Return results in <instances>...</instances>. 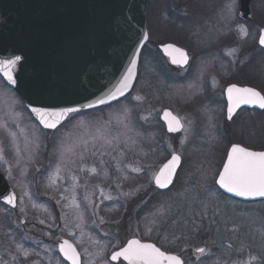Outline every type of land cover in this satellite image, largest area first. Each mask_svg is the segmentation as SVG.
Here are the masks:
<instances>
[{
    "label": "rangeland",
    "instance_id": "obj_1",
    "mask_svg": "<svg viewBox=\"0 0 264 264\" xmlns=\"http://www.w3.org/2000/svg\"><path fill=\"white\" fill-rule=\"evenodd\" d=\"M186 2L150 0L148 27L152 44L141 54L138 76L127 99L77 114L56 131L40 129L0 78V125L6 126L0 127V148L7 161L0 160V172L17 196L15 209L0 204V264H56L57 259L61 260L56 241L65 238L75 243L81 236L83 243L77 249L82 253V262L95 260L96 264H101L98 255L101 247L106 246L110 255L133 237L179 254L185 264H233L248 261L250 254L264 260V200L238 201L222 194L214 184L227 144L242 142L232 134L229 138L223 135L218 108L221 90L215 73L207 71V67L221 69L223 61L206 53L215 37L224 38L231 33L225 27L235 18L226 17L224 6L234 3L236 7V0L196 1L191 4L193 16L186 11ZM251 10L250 27L255 28L256 36L264 26V0H252ZM171 11L184 18L172 28L167 23ZM239 25L242 24H235L234 31L238 43L231 42V47L220 50L225 56L227 49H238L237 56L247 49L242 48L247 40L240 35ZM172 36L192 57L186 71L170 69L157 52V45L166 42L165 37L173 39ZM256 64L264 71V60L257 59ZM137 94L142 101L131 100ZM125 107L131 108L127 128L121 123L124 120L121 109ZM163 109L179 115L184 130L167 134L159 120ZM259 115L245 123L255 137ZM109 119L110 124L106 123ZM101 136L119 137L113 140L119 144V152L108 148L103 155L107 177L100 170V157L91 154L105 151L99 148L103 143ZM253 137L246 142L254 145ZM84 141L88 142L89 150L84 152L81 162L78 157ZM172 151L181 154V168L171 187L158 191L151 181L152 173ZM120 153L124 155L120 157ZM112 157L122 160V173L116 171ZM61 161L56 184L50 185L49 177ZM124 165L140 166L143 171L135 173ZM93 166L99 175L80 171L81 167ZM72 176L78 178L74 189ZM101 189L114 199L105 200L100 195ZM121 192L134 194L122 196ZM73 196L79 209L72 204ZM100 218L104 224H99ZM69 232H74L75 238ZM41 234L48 240H40ZM97 240L100 245L95 243ZM18 244L29 252L27 258L17 252ZM197 247L210 249L214 255L198 258ZM85 249L90 255L84 254Z\"/></svg>",
    "mask_w": 264,
    "mask_h": 264
},
{
    "label": "water",
    "instance_id": "obj_2",
    "mask_svg": "<svg viewBox=\"0 0 264 264\" xmlns=\"http://www.w3.org/2000/svg\"><path fill=\"white\" fill-rule=\"evenodd\" d=\"M148 1L0 0V59L15 55L23 57L17 68L16 85L8 84L2 74L0 77L18 95L32 119L42 129L50 132L54 130L43 127L31 111L33 107H76L83 112L117 102L86 107L87 104L95 105L96 100L108 96L130 66L134 53L137 54L138 68L140 52L148 39ZM238 2L237 17L243 22L250 21V0ZM145 35L147 39L144 38ZM165 44L158 48L164 57ZM164 110L161 111L159 120L167 134L175 135L178 132L169 133L161 118ZM225 160L226 157L223 163ZM152 183L158 191H165L171 186L159 189ZM214 184L222 194L238 201L264 200L237 197L221 189L215 181ZM9 193L14 194L0 173V203L14 209L2 199Z\"/></svg>",
    "mask_w": 264,
    "mask_h": 264
},
{
    "label": "snow or ice",
    "instance_id": "obj_3",
    "mask_svg": "<svg viewBox=\"0 0 264 264\" xmlns=\"http://www.w3.org/2000/svg\"><path fill=\"white\" fill-rule=\"evenodd\" d=\"M234 3L227 4L224 6L226 17L234 19ZM238 31L242 37H247L249 35L248 29L243 26H238ZM147 39V35L144 37ZM258 45L262 52H264V26L259 28L258 34ZM238 49L232 48L225 50V54L228 57H232V63H236ZM163 53L168 58L171 65H175L180 69L187 70L190 65V60L192 59L190 53L183 47L176 46L175 44L168 43L163 46ZM134 53V58L130 61V66L126 69L123 77L117 82L116 86L109 92L107 97H101L96 100L95 105L89 103L86 105L88 108H93L96 105H107L111 101L119 102L121 97L127 99L126 94H131V90L134 88L133 81L137 76V58ZM23 57L21 55H15L8 59H0V74L6 79L7 83L10 85L17 84V68L21 64ZM243 63V62H241ZM191 87V86H190ZM225 95L227 99V120L231 121L234 114L242 106H251L264 110V90H257L255 87L249 86H239L235 83L230 84L225 89ZM133 101H142L140 95L131 96ZM31 111L36 115L40 123L45 129L56 130L58 127L63 126L64 122L69 120L73 114L78 113L81 109L76 107H62V108H38L33 107ZM121 113L124 120L121 123L127 128L128 124L126 121L129 120L131 115V108L125 107L121 109ZM167 126V131L169 133H177L184 130V124L182 123V118L179 115H174L172 111L165 109L161 117ZM186 119V118H185ZM106 123L110 124L111 119ZM188 123H191L188 121ZM0 127H6L0 125ZM10 135H13L9 133ZM96 137L93 138V148H96ZM103 141L99 145L100 149L105 151H92L93 156H99L100 170L103 172L105 177L108 176V171L104 167L105 161L103 160V155L108 148L112 151L119 152V144L113 143V140H119V137H114L113 139H107L103 136L99 137ZM181 144L184 143L183 140L180 141ZM126 143V141H125ZM83 152L79 154V160L82 162L84 160V152H87L88 142L84 141L82 143ZM71 151V149H69ZM111 155L110 153H108ZM124 154L120 153V157ZM116 161V171H123L121 164L122 160L119 157H112ZM0 160H4L3 149L0 148ZM4 163H7L4 160ZM61 163H58L55 172L49 177L50 185H55L56 180L60 175L62 170ZM182 156L176 151L171 152L170 159L167 162L159 166L157 171H154L151 176V181L154 182L155 186L159 189H166L173 184L174 179L177 176L178 169L181 168ZM124 167H130L132 172L140 173L143 171L140 166L124 165ZM10 171V170H9ZM80 171H87L91 174L99 175L97 167L93 166L91 168L81 167ZM128 179L127 176L123 177ZM76 176H72L73 189L76 186L77 181ZM215 183L219 185L221 189H224L227 193H232L237 197H243L248 200H254L256 198H264V151L251 150L248 147L242 146L239 143H232L230 148L226 151V160L222 165V170L218 172V179ZM117 188L120 187L118 183ZM133 192H121L119 195L131 196ZM100 195L105 200H113L114 197L111 195H106L104 190H100ZM63 198V197H62ZM3 202L7 205L15 208L17 206V199L15 194L9 193L2 197ZM88 199V197H85ZM60 201L58 200L57 203ZM72 204L79 209L80 205L76 202L75 196L72 198ZM33 207H37L33 204ZM24 211V209H21ZM95 215V212H94ZM82 219V217H80ZM43 223V221H40ZM103 218H100L99 224H104ZM77 228L80 227L79 224L76 225ZM65 229H67V221H65ZM70 237L75 238L74 232H69ZM106 235V234H105ZM82 236L75 243L71 239H62L58 241V251L59 255L63 257V262L66 264H96L95 260H89L82 262V253L77 250V245L82 244ZM97 245H100V240L95 241ZM115 247V246H114ZM231 247V245H229ZM16 250L18 253H22L23 257L27 258L29 252L23 248V245H16ZM243 250V246L240 251ZM195 252L198 254V258L207 256H212L214 253L210 249L205 247H197ZM85 255H90L88 250H84ZM98 255L101 258V264H185L184 259L179 254H172L167 251H162L160 247H157L155 243L143 242L139 238L128 239L126 244L119 247L118 250H114L109 254L106 253V246L101 247ZM18 259V257H13V260ZM63 262L57 259L56 264H63ZM264 264V260H258L257 256L249 255L248 261H236L233 264Z\"/></svg>",
    "mask_w": 264,
    "mask_h": 264
},
{
    "label": "flooded vegetation",
    "instance_id": "obj_4",
    "mask_svg": "<svg viewBox=\"0 0 264 264\" xmlns=\"http://www.w3.org/2000/svg\"><path fill=\"white\" fill-rule=\"evenodd\" d=\"M187 2L185 3L186 5V11L190 13L189 15L193 16V13H195V10H192V5L196 1H205V0H186ZM251 3V2H250ZM239 8V2L236 0V7H235V21L231 23L228 27H225L227 30H231V33L228 34V36L224 37L227 38L226 40H223L224 38H221L219 35L215 37L206 54H215L216 58L221 59L223 61V65L221 69H214L212 67L208 68V72H213L218 78V84L220 87V94H219V100H218V108H219V113H220V118L222 119L221 121V127H222V132L224 136H227L226 138H229L230 136L228 135H234L236 138H238L242 143L239 142H232L230 141L227 144L226 149L224 150L225 152V157H226V151L229 149L230 145L232 143H239L242 146L248 147L251 150L255 151H264V110H260L258 108H250L249 106H242L241 109H238L236 113L233 116V119L231 121L227 120V99L225 95V89L232 83H235L239 86H249V87H255L257 90H264V71L257 68L259 67L256 64V60L260 62V60H264V52H262L259 48L258 45V34L259 30L257 32V35L255 36V28H251L250 25H252L253 21V11L251 10L250 7V12L252 15V19L248 22H243L237 17V11ZM194 12H192V11ZM148 7L146 11V26H147V31H148V40L147 43L145 44L146 46L149 45V29H148ZM177 12L171 11L168 14L169 20L167 23L172 28L175 24H178V22H181L183 19H181ZM235 24H242L246 26L248 29L249 35L247 37H244L246 39L247 46L243 44L242 48H247L245 53H240L238 54L236 58V63L233 64L232 58H229L225 55H223L220 50L224 47H231V42L232 43H238V39L235 35ZM173 25V26H172ZM173 39H169L165 37L163 41L160 44L157 45V52L162 57V60L166 62V64L169 65L170 69L172 70H183L180 69L177 66L171 65L166 57H164L160 51L158 50L159 46L165 43H172L175 44L176 46H180L177 42H180L177 37L172 36ZM145 46V47H146ZM186 50V49H185ZM205 55V54H204ZM257 58V59H256ZM243 62V63H241ZM207 64V63H206ZM190 66V65H189ZM188 66V68H189ZM187 68V69H188ZM256 114V115H255ZM260 114V115H259ZM259 115L257 118H259L258 121V132L257 136L255 137L254 133L252 132L251 129H248L246 127V122L250 120V118H255V116ZM246 123V124H245ZM164 126V125H163ZM165 130V128H164ZM252 134L254 135L256 142L254 145H250L249 143L246 142L248 138H252ZM253 137V138H254ZM224 157V159H225ZM224 161V160H223ZM223 164V162H222ZM221 164V166H222ZM44 241H47L46 239H43Z\"/></svg>",
    "mask_w": 264,
    "mask_h": 264
},
{
    "label": "trees",
    "instance_id": "obj_5",
    "mask_svg": "<svg viewBox=\"0 0 264 264\" xmlns=\"http://www.w3.org/2000/svg\"><path fill=\"white\" fill-rule=\"evenodd\" d=\"M251 5H252V0H251V3H250V7H251ZM149 7V6H148ZM148 29H149V27H148ZM150 36H151V34L149 33V43H151L152 44V40H151V38H150ZM102 108H104V107H102ZM102 108H99V109H102ZM26 110V109H25ZM96 110H98V109H95V110H90V111H87V112H93V111H96ZM83 113H85V112H83ZM75 115H77V114H73V116H75ZM72 116V117H73ZM72 117H70V118H72ZM31 118V117H30ZM69 118V119H70ZM31 120H32V118H31ZM33 121V120H32ZM68 121V120H67ZM66 121V122H67ZM65 122V123H66ZM64 123V124H65ZM56 131V130H55ZM47 132V131H46ZM156 194H159L157 191H156ZM16 237H19V234L18 233H16ZM39 237V236H38ZM43 239H46V237L43 235V234H41V237H40V240H42V241H44ZM46 240H48V238L46 239Z\"/></svg>",
    "mask_w": 264,
    "mask_h": 264
}]
</instances>
